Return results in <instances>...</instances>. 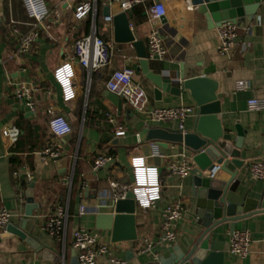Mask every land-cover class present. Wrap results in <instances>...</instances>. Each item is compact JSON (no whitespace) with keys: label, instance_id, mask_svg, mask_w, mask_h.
<instances>
[{"label":"crops","instance_id":"obj_1","mask_svg":"<svg viewBox=\"0 0 264 264\" xmlns=\"http://www.w3.org/2000/svg\"><path fill=\"white\" fill-rule=\"evenodd\" d=\"M82 1L87 0H47L51 17L57 11L59 21L52 27L51 36L41 32L32 50L18 60L12 57L19 44V35L14 29L25 33L32 29L33 20L28 16L22 0H0V206L9 209L13 214L11 222L24 229L39 244L33 247L16 234L0 238V264H72L75 254L71 245L73 231L80 227L99 232L101 239L112 244L116 253L127 261L130 250L136 263L154 261L152 254H138L136 245L143 237L158 238L164 209L178 201L183 203L187 212L177 224L178 238L172 245L186 249L196 233L193 172L185 178L170 173L167 167L169 159H164L160 165L155 163L152 141H139L140 133L146 127L178 128L179 123L152 122L124 99L120 106L118 98L107 89L106 83L115 70L129 66L136 70L134 81L144 88L151 106L194 105V102L186 93L178 95L165 91L158 99L155 84L142 69H138L140 57L134 42L115 40L114 17L122 13L118 3L110 6L114 17L107 30L104 29L105 7L100 2L98 23L96 19L97 34L114 44L110 65L101 71L90 72L78 62H72L70 58L75 41L92 32V22L87 25V19L78 20L74 16V8ZM154 1H161L166 7L165 21L159 26L165 37L168 55L163 60L147 57L150 71L173 79V85L177 86L180 74H184L185 78L207 76L218 83L221 108L218 118L224 133L232 134L233 139L228 143L230 148H235L236 126L244 131L243 145L239 149L240 158L245 162L239 172L244 176L237 192L232 195L237 199L254 197L263 191L264 182L252 177L247 166L252 161H264V111L250 110L247 102L253 97L264 98V0L242 3L243 15L235 19L239 42L226 55L218 52V22L208 19L189 0H147L146 5L125 12L133 34L136 40L143 42L147 56L149 34L155 25L149 7ZM242 41L250 42L252 48L242 52ZM68 61L72 62L74 70L72 85L75 97L70 100L65 99L62 86L55 78V70ZM238 80H249L251 88L236 90ZM23 81L38 86L34 95L36 112L30 111L25 100L14 94L16 84ZM50 108L56 114L66 116L73 126V131L61 139L64 153L58 160H43L39 155L40 150L54 141L48 124ZM110 116L115 117L114 123L109 121ZM195 117L196 113L187 119V131L193 129ZM7 126L13 127L12 140L3 134ZM119 128L126 130L124 136L116 135ZM105 132L123 138L124 144L101 141ZM184 146L176 144L167 150L168 154L174 160L194 162V153ZM105 151H110L113 160L100 170L93 171L94 159ZM183 151L186 159L180 155ZM135 156H144L148 165L159 167L163 180L161 198L147 209L137 206V240L113 242L111 230L96 227V212H113V209L101 207L104 191H110L112 180L125 185L133 183L131 159ZM28 173L32 175L31 180L27 179ZM66 177L73 178L71 186L65 184ZM217 177L228 179L229 175L220 170ZM84 180L88 188L82 194ZM32 183L37 207L28 216L27 192ZM82 204L88 209L80 215ZM58 205L68 207L69 211L65 238L63 235L53 236L43 228V222ZM236 229L251 231V252L247 257L240 258L229 251L231 232L229 223H223L217 227L213 237L223 242L225 254L222 264H264V212L238 221ZM3 231L4 228L0 227V234ZM172 245H157L154 250L162 256Z\"/></svg>","mask_w":264,"mask_h":264},{"label":"built area","instance_id":"obj_2","mask_svg":"<svg viewBox=\"0 0 264 264\" xmlns=\"http://www.w3.org/2000/svg\"><path fill=\"white\" fill-rule=\"evenodd\" d=\"M28 16L33 20L31 30L23 33L18 28L14 31L19 35V44L12 57L21 60V57L29 53L34 44L39 40L41 32H45L51 36L52 27L59 21V12L56 11L55 16L51 17V9L47 0H22ZM99 2L102 6H111L118 3L122 12L130 11L140 5H146L147 0H87L82 1L74 8V16L80 20L91 16L92 32L78 38L74 44V53L70 60L78 62L88 71H101L109 66L112 61L114 44L112 41L106 40L99 36L96 31V19L98 14ZM151 19L155 23L148 39V58L163 60L168 55V48L165 43L164 34L159 24L166 16V7L161 1H154L149 7ZM114 15L112 13L104 15L105 30L107 26L113 23ZM220 44L218 52L221 55L228 54L232 48L239 42L238 24L232 20H226L217 25ZM252 48V44L247 41L241 42V51L246 52ZM68 61L55 70V78L62 86L64 97L70 100L75 97V91L72 85L74 70L72 62ZM136 70L133 67H123L115 70L108 79L107 89L126 100L137 112L144 115L148 120L156 123H166L177 121L180 129L186 132L185 123L189 116L195 113L194 105L179 104L167 107L151 106L149 98L144 88L134 81ZM251 88L249 80H238L236 82V90H248ZM38 86L34 83L19 82L16 84L14 94L18 98L25 100L27 108L37 111V102L35 100V92ZM248 108L253 111H264V98L253 97L247 102ZM50 115L48 124L49 129L54 136V141L39 151V155L43 160H58L64 153L61 139L69 135L73 131V126L68 118L62 114H56L55 111L48 109ZM109 121L115 122L114 116L109 117ZM13 127L7 126L3 129V134L9 140L13 138ZM125 129L119 128L116 132L117 136H124ZM152 157L161 156L163 159H169L167 163L170 173L185 178L191 174L196 168L195 162L187 160H174L172 155L161 154L158 141H152ZM185 147V146H184ZM187 147H185L186 149ZM186 159L185 151L181 154ZM171 158V159H170ZM113 160V156L108 151L100 153L93 162V171H98ZM134 180L130 185H125L117 180L110 183V191L108 196L117 201L126 197L129 190H133L137 202V206L141 209H147L155 204L161 198V190L163 180L160 176L159 167L156 165H148L144 156H135L131 159ZM222 168V163H215L211 169H206L204 174L215 178ZM247 170L252 177L264 182V161H252L247 166ZM27 179L31 180L32 175L27 174ZM65 184L71 186L73 178L66 177ZM88 188L87 181L82 182V194ZM87 205L82 204L79 208V214L83 215L87 212ZM187 210L181 201L169 204L163 211V220L161 233L156 240L149 237H143L136 245L138 254H152L154 260L160 258V254L155 252L157 245H172L178 238L177 224L179 220L184 218ZM13 214L4 206H0V227L5 228L10 222ZM69 220L68 207L58 205L54 212L49 215L43 222V228L53 236H61L64 238L67 234ZM252 234L249 229H235L230 235L229 251L240 257L245 258L251 252ZM72 247L75 250L76 257L80 264H126L127 260L119 256L115 247L103 241L99 232L86 229L83 227L76 228L73 231Z\"/></svg>","mask_w":264,"mask_h":264},{"label":"water","instance_id":"obj_3","mask_svg":"<svg viewBox=\"0 0 264 264\" xmlns=\"http://www.w3.org/2000/svg\"><path fill=\"white\" fill-rule=\"evenodd\" d=\"M249 0H189L198 11L205 14L208 19L218 22L226 20L235 21L243 15L242 3ZM110 7L104 8V15L110 14ZM165 21V17L163 18ZM115 40L117 42H134L140 57V68L156 86L155 93L158 99L162 92L173 94L186 93L193 100L195 106V121L193 129L183 132L180 128L146 127L139 136V141H158L160 153L168 154V149L176 144L185 145L194 153L193 160L196 168L194 175V193L196 205L193 216L196 233L192 242L186 249L177 245L170 246L158 260L147 263L134 262L133 251L128 252L126 264H222L225 254L223 242L214 240L215 230L223 223H229L230 232L236 229V223L251 215L264 212V189L254 197L234 198L243 179L244 174L239 169L244 165L240 158L239 149L243 145L244 131L236 126L237 138L234 149L228 143L233 139L231 133H224L218 114L221 112L220 101L217 95L218 83L207 76L185 78L180 74L179 86L173 85L174 80L169 77L151 72L148 65L147 52L143 42L136 40L128 15L122 12L114 17ZM178 81V80H177ZM120 106L123 99L114 94ZM103 142L114 145H123L124 140L115 134L105 132L101 138ZM231 157V160L229 158ZM155 163L160 165L164 159L154 157ZM215 163H222V170L229 178H212L204 174L206 169H211ZM33 185L27 192L26 214L31 216L37 207L33 198ZM103 208L113 209V212H96V227L102 230H111L112 241H134L138 239L136 213L137 202L133 190H129L125 198L117 201L108 196L104 191ZM95 210V209H94ZM96 211V210H95ZM94 211V212H95ZM24 226V225H23ZM16 234L27 240L33 247L38 242L21 227L10 222L0 238ZM72 264H80L76 254Z\"/></svg>","mask_w":264,"mask_h":264},{"label":"trees","instance_id":"obj_4","mask_svg":"<svg viewBox=\"0 0 264 264\" xmlns=\"http://www.w3.org/2000/svg\"><path fill=\"white\" fill-rule=\"evenodd\" d=\"M85 19H87V25H88V24H91V22H92V18H91L90 15L87 16ZM98 20H99V15L97 14V23H98ZM87 117H88V113H87ZM108 153H109L110 155H112V154L110 153V151H108ZM76 175H77V174H76ZM76 175H75V177H74V184H75V181H76V178H77ZM73 189H74V185H73Z\"/></svg>","mask_w":264,"mask_h":264},{"label":"rangeland","instance_id":"obj_5","mask_svg":"<svg viewBox=\"0 0 264 264\" xmlns=\"http://www.w3.org/2000/svg\"><path fill=\"white\" fill-rule=\"evenodd\" d=\"M49 1V0H48ZM50 3V2H49Z\"/></svg>","mask_w":264,"mask_h":264}]
</instances>
